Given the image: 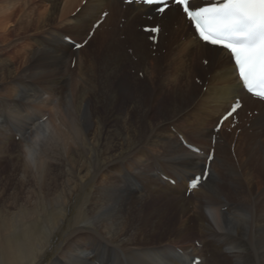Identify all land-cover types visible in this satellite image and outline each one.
<instances>
[{"label":"bare ground","instance_id":"1","mask_svg":"<svg viewBox=\"0 0 264 264\" xmlns=\"http://www.w3.org/2000/svg\"><path fill=\"white\" fill-rule=\"evenodd\" d=\"M105 10L84 47L63 42L83 41ZM152 11L121 0H0V194L17 179L19 212L0 232V264H39L84 188L72 235L49 264L94 260L84 253L97 242L117 264H158L161 254L166 264H264V102L178 7ZM152 23L162 26L156 49L140 29ZM236 97L241 124L217 133L210 176L186 195Z\"/></svg>","mask_w":264,"mask_h":264},{"label":"snow or ice","instance_id":"2","mask_svg":"<svg viewBox=\"0 0 264 264\" xmlns=\"http://www.w3.org/2000/svg\"><path fill=\"white\" fill-rule=\"evenodd\" d=\"M144 3L149 6L159 4L157 10L160 13H164L169 7V0H144ZM171 3L182 6L187 18L194 23L199 38L208 46L209 53L227 51L229 62L238 75L241 86L248 91L258 87L261 89L259 95L264 96V0H215L205 6H190L189 0H171ZM152 31L158 33L160 29L156 27ZM64 39L75 44L70 35ZM82 46L75 44L77 48ZM208 62L204 61L205 64ZM240 106L239 102L232 105L231 110L222 116L215 131H219L224 121L232 117ZM213 158L214 150L209 156L210 160ZM207 173L208 168L205 166V178ZM201 180V176H194L188 180V184L194 189ZM89 247L90 251L84 255L94 256L95 259L88 258L83 264H117L116 260L105 259L103 243L97 242ZM81 249L82 246L73 248L72 252L77 254ZM119 264H124V261L119 260ZM158 264H166L163 254Z\"/></svg>","mask_w":264,"mask_h":264},{"label":"rangeland","instance_id":"3","mask_svg":"<svg viewBox=\"0 0 264 264\" xmlns=\"http://www.w3.org/2000/svg\"><path fill=\"white\" fill-rule=\"evenodd\" d=\"M177 14L178 11L175 10ZM182 21L184 22L185 19L181 16ZM190 26V25H189ZM165 51V50H164ZM163 51V52H164ZM15 69V66L13 67V70ZM250 117L252 116V113H247ZM4 170V169H1ZM12 174L9 177V180L12 178ZM7 181V179H5ZM18 186L17 179L15 180L14 187ZM8 188L4 193L0 194V201H5L0 204V232L6 227L10 222V219L14 217V214L19 213L16 209V202L13 200V196L16 194L15 188ZM87 191V188L80 189L78 192V195L76 198L71 202L69 213L67 217V221L65 223V226L60 231H56L53 234H51V238L49 241L47 250L44 252L43 255H41V258L39 260V264H49L50 260L56 255L60 254L61 251H58L60 249V245L65 242L66 239L69 238L70 235H72V231L74 228V217L75 214H77L78 206L84 202V192ZM4 199V200H3ZM20 202V201H19ZM50 219V213H47V216L45 215L41 221L38 222V227H34L33 229V236L35 237L38 233L42 231V226L44 223L48 224ZM42 225V226H41ZM2 236V235H1ZM20 234L15 235L16 238H18ZM13 237L12 239H15ZM196 243V241H195Z\"/></svg>","mask_w":264,"mask_h":264}]
</instances>
